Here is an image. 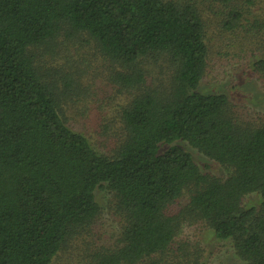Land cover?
<instances>
[{"label":"trees","instance_id":"obj_1","mask_svg":"<svg viewBox=\"0 0 264 264\" xmlns=\"http://www.w3.org/2000/svg\"><path fill=\"white\" fill-rule=\"evenodd\" d=\"M229 15L233 31L243 14ZM254 25L264 44V21ZM84 37L131 91L112 154L68 125L43 67ZM208 55L204 20L190 3L0 0V264H51L89 235L102 213L99 188L113 193L121 232L94 252L96 264H207L198 245L176 240L199 222L232 241L244 264H264V124L243 120L227 94L198 90ZM251 66L264 79V53ZM176 140L226 176L205 174L182 144L170 145ZM251 194L259 202L245 206Z\"/></svg>","mask_w":264,"mask_h":264},{"label":"rangeland","instance_id":"obj_2","mask_svg":"<svg viewBox=\"0 0 264 264\" xmlns=\"http://www.w3.org/2000/svg\"><path fill=\"white\" fill-rule=\"evenodd\" d=\"M177 1L193 4L206 26L209 55L198 90L227 94L243 120L264 124V79L251 66L253 60L264 53L261 30L254 25L256 20L264 21V0H233L228 4L219 0ZM231 10L243 14L233 31L226 27ZM84 39H74L66 47L55 49L43 67L62 93V112L68 125L84 133L100 152L112 154L119 142L117 134L121 133L120 109L131 91L118 74L120 68L91 43V39ZM180 144L192 153L205 174L226 176L221 165L188 143L180 140L170 143ZM96 196L102 213L92 232L69 242L51 264H96L94 252L101 246L109 248L116 243L121 224L112 209L113 193L99 188ZM186 202L187 196H184L175 204V210L182 209ZM258 202V194H251L245 197L243 204L257 205ZM176 240L198 245L207 264H244L232 241L219 240L202 222L185 224Z\"/></svg>","mask_w":264,"mask_h":264}]
</instances>
